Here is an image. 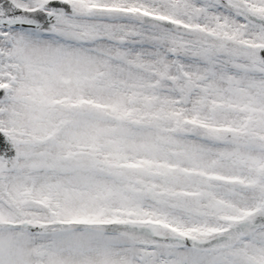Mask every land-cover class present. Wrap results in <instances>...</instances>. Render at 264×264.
Here are the masks:
<instances>
[{"label": "snow or ice", "instance_id": "1", "mask_svg": "<svg viewBox=\"0 0 264 264\" xmlns=\"http://www.w3.org/2000/svg\"><path fill=\"white\" fill-rule=\"evenodd\" d=\"M0 264H264V0H0Z\"/></svg>", "mask_w": 264, "mask_h": 264}]
</instances>
